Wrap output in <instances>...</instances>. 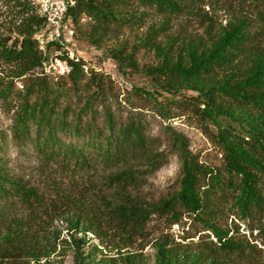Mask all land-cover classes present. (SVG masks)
Masks as SVG:
<instances>
[{
	"label": "trees",
	"instance_id": "trees-1",
	"mask_svg": "<svg viewBox=\"0 0 264 264\" xmlns=\"http://www.w3.org/2000/svg\"><path fill=\"white\" fill-rule=\"evenodd\" d=\"M11 1L19 7V22L12 32H0V60L9 67L0 76L1 95L16 104L10 141L31 148L37 180L14 173L3 157L7 137L1 135L0 264H64L68 256L72 264H103L87 249L90 235L101 244L111 234L130 242L153 215L169 230L194 229L187 239L204 233L196 245L161 236L153 264H264V10L198 38L164 43L155 28L130 45L116 42L119 32L142 23L149 10L165 16V23L209 0H66L74 36L89 18L85 41L105 48L123 77L146 80L147 87L133 88L135 97L163 120L187 114L222 153V167H211L182 134L165 126L180 159V179L175 190L148 202L142 188L169 159L150 135L142 109L131 108L124 118L114 80L86 70L72 42L52 40L40 50L37 35L46 23L37 4ZM143 47L154 64H139ZM57 58L70 72L45 74ZM58 221L65 229L55 226ZM241 225L258 231L254 240L240 233ZM126 247H117L106 264H141L122 253Z\"/></svg>",
	"mask_w": 264,
	"mask_h": 264
},
{
	"label": "rangeland",
	"instance_id": "rangeland-1",
	"mask_svg": "<svg viewBox=\"0 0 264 264\" xmlns=\"http://www.w3.org/2000/svg\"><path fill=\"white\" fill-rule=\"evenodd\" d=\"M18 9L19 7L16 6V2L0 0V32L7 33L14 30V25L19 22ZM143 9L136 7L134 10L143 11ZM262 10H264V0H259L256 3H250V0H209L205 5L202 4L197 7L195 11L170 17V21L165 23V16L156 13V11L149 10L146 19L142 23L133 27H125L123 31L119 32L116 42H124L130 45L137 44L141 37L155 28H159L158 41H163L164 43L169 38L177 37L179 40L198 38L204 35L205 30L210 29L214 32L235 17L247 16L250 19H256L259 11ZM90 26L91 20L84 17L78 29L77 27L75 28L76 35L71 40L72 49L83 58L86 63V70L94 69L111 76L120 94L124 118L129 109H133L134 107L142 109L150 124V135L159 139L161 143L160 149L166 151L168 154V164L151 175L148 178V182L142 188L141 195L143 198L148 202L157 201L175 190L179 183L180 159L178 154L171 150L170 138L165 129L167 125H170L188 140L190 150L199 157L201 162L214 168H221L223 158L220 149L203 133L193 118L184 114L173 120H163L154 115L147 104L135 97L133 88L147 87L146 80L139 76L123 77L117 71L114 61L105 55V48L99 49L89 45L84 39V34ZM116 42L109 41L108 45ZM138 61L141 66L155 63L153 53L145 47L141 48L138 52ZM8 70L9 67L0 60V76ZM17 86L21 88V83H18ZM16 110L15 102L8 103L2 98L0 84V136L7 137V143L2 153L3 157L16 175L35 182L37 180V161L33 156L31 148L29 146L18 147L10 141L11 127ZM224 222H226V219H224ZM55 226L58 229H65V224L60 221L56 222ZM194 231L189 226L183 230L178 225L173 226L172 230H169L163 219L157 215H153L144 230L141 233L133 235L130 242L111 234L106 238L104 244H101L99 240L90 235L93 241L87 249L96 256V263L105 260L103 264H106L110 263V258L116 257L117 247L127 244L128 247L121 249L123 254L130 253L137 256V260H140L141 264H153L154 244L161 236L169 234L184 244L196 245L197 241L200 240V235L204 233H200L195 238L187 239L186 237L192 235ZM240 233L246 234L250 240H254L258 235V231H254L251 234L246 225H241ZM65 234L66 231H63V235ZM93 245L97 246L98 250L92 249ZM13 263L26 264L25 259H19ZM5 264H9V262ZM64 264H72V257L68 256Z\"/></svg>",
	"mask_w": 264,
	"mask_h": 264
},
{
	"label": "built area",
	"instance_id": "built-area-1",
	"mask_svg": "<svg viewBox=\"0 0 264 264\" xmlns=\"http://www.w3.org/2000/svg\"><path fill=\"white\" fill-rule=\"evenodd\" d=\"M34 4H37L38 13L46 23L45 29L37 35L40 50L45 51L47 44L52 40L59 39L70 43L74 37V30L66 22L69 2L66 0H34ZM43 72L49 75L65 76L70 72V67L57 58L50 60Z\"/></svg>",
	"mask_w": 264,
	"mask_h": 264
}]
</instances>
